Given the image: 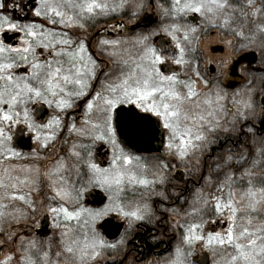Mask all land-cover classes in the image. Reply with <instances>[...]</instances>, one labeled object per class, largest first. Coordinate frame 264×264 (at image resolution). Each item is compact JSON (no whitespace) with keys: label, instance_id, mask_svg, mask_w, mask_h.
<instances>
[{"label":"snow or ice","instance_id":"snow-or-ice-1","mask_svg":"<svg viewBox=\"0 0 264 264\" xmlns=\"http://www.w3.org/2000/svg\"><path fill=\"white\" fill-rule=\"evenodd\" d=\"M213 30L232 56L209 76ZM249 51L260 66L225 83ZM257 123L264 0H0V264H126L152 220L176 239L162 264H264ZM162 137L153 164L130 150ZM177 162L200 173L194 190H168Z\"/></svg>","mask_w":264,"mask_h":264},{"label":"flooded vegetation","instance_id":"flooded-vegetation-1","mask_svg":"<svg viewBox=\"0 0 264 264\" xmlns=\"http://www.w3.org/2000/svg\"><path fill=\"white\" fill-rule=\"evenodd\" d=\"M27 19H32V17H28ZM157 17H156V13L155 11L152 12L151 15V20L154 23L156 21ZM37 22L38 18H37ZM191 22V21H190ZM112 23H115V21H112ZM148 21L146 20H141L140 24L141 27L137 29V31L142 30L146 25H147ZM203 23L202 20L199 17L195 18V24H193V26H196V24H201ZM131 27V26H130ZM90 32L94 31V29H90ZM230 39L229 36L224 35L221 32H217L215 30H213L211 32V34L209 35H204L200 38L199 40V48L203 51L204 53V57L203 60L201 62V68L204 71L205 75H213L211 73V68L214 66L211 62L215 61V60H219L221 58H229L227 56L224 57H218V55H223L225 54L227 51H230L231 48L227 46L226 41ZM163 42V41H162ZM194 46L195 42H194ZM208 49V52L205 53L204 49ZM213 48L218 49L217 51H212ZM251 52V51H249ZM232 56V54H231ZM235 59V57H233ZM261 63V57L259 55V53H256V60L254 63H248L246 61L241 62L239 65H237V71L236 74L234 75H230L229 77H227L225 79V83H228L229 81L231 82V84L235 87V88H239L244 81L242 79H240V69L245 67V66H251L252 68H258L260 66ZM232 89H229V91H231ZM42 111L44 112H48L50 110L47 109H42ZM45 119H47V115H45L44 117ZM257 128L261 129V133L264 134V125H260L259 123H257ZM162 141H166V137H162V138H157L156 141H153L151 143H143V144H138L136 145L134 148H131L130 150L132 152H134L137 155L149 158V163L153 164L155 163L154 160H152L151 158L159 156L161 153H163L165 151V149L162 146ZM30 147H35L34 144H30ZM213 147H216L215 145H213ZM23 151L27 152L29 151L28 149H23ZM101 155H103V153H101ZM212 155H216L215 152L212 153ZM180 164L179 167L171 170L169 172V176H170V180H171V184L168 186V190L171 192H178L180 189H184V188H188L190 190H194L195 186H196V177L200 174L198 172H196L194 169L193 171V175H189V169L185 168L183 166V163L181 162H177ZM209 163H211V160H209ZM149 179H151V175H149L148 177ZM200 183H203V181H200ZM157 190H160L159 188ZM155 197L151 198L148 202L151 204L152 200H154ZM90 206H97V202L95 200L91 201ZM175 207V205H173ZM153 207H156V205L153 204ZM157 215H159V212H157ZM117 223H120L119 220H115ZM46 227V230L48 231V234L51 235L52 230L48 225L42 224L40 227V230L44 227ZM166 225H157L155 220H152L151 222H143L142 224H136L134 226V231L129 233L127 237H130L127 241V260L128 257L131 256V258H133V260L135 261H139L142 262V258L140 257L141 253L140 251L143 249V245L139 243L138 238L139 237H146V241L149 242V244L151 246H153L154 250V255H162L165 252L169 251L171 249V246L173 244V242L176 239H173L174 233L171 230H167L165 231ZM124 232V228H121L118 236L120 237V235ZM203 256V252L202 251H198L197 252V256H196V260L200 261L201 257ZM131 262V261H130ZM126 264H130L128 263V261H126ZM208 264H211V261L209 260Z\"/></svg>","mask_w":264,"mask_h":264},{"label":"rangeland","instance_id":"rangeland-1","mask_svg":"<svg viewBox=\"0 0 264 264\" xmlns=\"http://www.w3.org/2000/svg\"><path fill=\"white\" fill-rule=\"evenodd\" d=\"M204 51H205V53L206 52H208V49L206 48V49H204ZM259 53V52H258ZM231 54H232V50H230V51H227L225 54H223V55H218V57H224V56H227V57H230L231 56ZM120 237H118V238H116V239H114V240H112L113 242H115V240H118ZM130 237H127V240L129 239ZM175 244H176V240L173 242V244H172V246H171V249L169 250V251H167V252H165L164 254H162V255H160V256H158L157 258H155V259H153V260H151V261H149V262H147V263H144V262H139L138 261V264H162V261H163V259H165V258H167L169 255H170V253H171V250L175 247ZM128 263H130V264H137V261H135V260H133V258H131V256L130 257H128ZM131 261V262H130Z\"/></svg>","mask_w":264,"mask_h":264},{"label":"water","instance_id":"water-1","mask_svg":"<svg viewBox=\"0 0 264 264\" xmlns=\"http://www.w3.org/2000/svg\"><path fill=\"white\" fill-rule=\"evenodd\" d=\"M255 60H256V55L254 56V55L252 54V52H247V53L245 54V58L242 60V62L246 61V62H248V63H254ZM24 149H28V148H24ZM112 224L115 225V224H117V222H116V221H112ZM46 227H47V226H44V227L40 230V232H41V233H48V231L46 230ZM120 230H121V228L119 229V231H117V229H116L114 226H113V227H110V228L108 229V233H109V234H108L107 238H108L109 240H114V239H116L117 236H118V234H119V232H120Z\"/></svg>","mask_w":264,"mask_h":264},{"label":"trees","instance_id":"trees-1","mask_svg":"<svg viewBox=\"0 0 264 264\" xmlns=\"http://www.w3.org/2000/svg\"><path fill=\"white\" fill-rule=\"evenodd\" d=\"M145 240H146V237L138 238L139 243L143 245V249L140 251L141 253L140 257L142 258L141 260L142 262L147 263L157 258L158 255H154L153 246H151L148 241L145 242Z\"/></svg>","mask_w":264,"mask_h":264}]
</instances>
